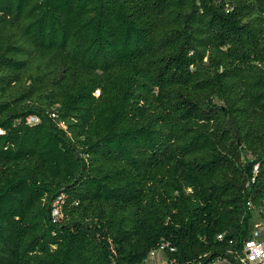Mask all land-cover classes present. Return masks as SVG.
<instances>
[{"label":"trees","instance_id":"obj_1","mask_svg":"<svg viewBox=\"0 0 264 264\" xmlns=\"http://www.w3.org/2000/svg\"><path fill=\"white\" fill-rule=\"evenodd\" d=\"M264 219V0H0V264L234 263Z\"/></svg>","mask_w":264,"mask_h":264},{"label":"built area","instance_id":"obj_2","mask_svg":"<svg viewBox=\"0 0 264 264\" xmlns=\"http://www.w3.org/2000/svg\"><path fill=\"white\" fill-rule=\"evenodd\" d=\"M157 252H152L149 259L154 258ZM213 264H264V240H262V233L253 230L252 238L246 242L243 254L234 263H230L227 260H219Z\"/></svg>","mask_w":264,"mask_h":264},{"label":"rangeland","instance_id":"obj_3","mask_svg":"<svg viewBox=\"0 0 264 264\" xmlns=\"http://www.w3.org/2000/svg\"><path fill=\"white\" fill-rule=\"evenodd\" d=\"M253 230L262 233V240H264V219L261 215V210L255 209L253 219ZM146 264H168L166 255L162 251H158L156 256L147 260Z\"/></svg>","mask_w":264,"mask_h":264}]
</instances>
